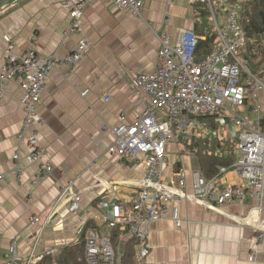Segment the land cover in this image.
I'll list each match as a JSON object with an SVG mask.
<instances>
[{
	"label": "crops",
	"instance_id": "crops-1",
	"mask_svg": "<svg viewBox=\"0 0 264 264\" xmlns=\"http://www.w3.org/2000/svg\"><path fill=\"white\" fill-rule=\"evenodd\" d=\"M78 1L15 0L0 7V66L6 59L4 34L12 39L16 53L33 45L31 37H35L34 44L44 56L63 57L70 53L82 37L68 32L69 10ZM193 2L145 0L142 17H136L111 0L90 1L82 18L83 36L90 47L80 65L72 71L68 63L58 64L46 77L38 108L46 124L38 136L45 148L44 160L51 163L53 170L35 184L31 180L37 168L25 157L27 147H20L18 142L24 118L22 92L16 83H7L0 99V174H4L0 181V264L5 261L12 241H16L24 259L32 251L51 247L59 251L75 243L88 221L100 227L99 232H105L101 219L110 207L102 204L104 199L131 206L144 175V163L141 159L112 155L109 147L114 138L102 127L133 122L142 115L146 101L135 93L130 76L137 71H154L159 33L166 32L174 38L180 29L195 27ZM209 21L207 27L215 30L212 17ZM200 37L204 39L205 35ZM85 89L88 92L81 95ZM256 102L264 119V90L256 92ZM239 112L253 116L249 104ZM205 127L206 131L198 130L195 137L231 140L228 134L234 133L231 124L217 129L207 124ZM181 141L168 145L165 179L175 182L177 173H183L188 184L186 190L190 192V171L198 169L197 160L193 154L185 153ZM18 148L23 157L22 174L16 178L10 170ZM69 182L81 195L77 215L70 212L67 203L53 209L60 184ZM238 183L242 179L235 169L211 180V186L217 189ZM96 197L100 199L94 205ZM255 203L247 197L242 202L210 209L195 202L174 201L171 211L181 225H175L171 214L148 225L152 249L148 264H263L262 244L251 242L254 231L231 220V215H246ZM34 216L39 217L38 222H32ZM92 229L98 231L96 227ZM130 238L119 234L116 245L119 255Z\"/></svg>",
	"mask_w": 264,
	"mask_h": 264
},
{
	"label": "built area",
	"instance_id": "built-area-1",
	"mask_svg": "<svg viewBox=\"0 0 264 264\" xmlns=\"http://www.w3.org/2000/svg\"><path fill=\"white\" fill-rule=\"evenodd\" d=\"M90 1L79 0L69 10L68 32L82 37L75 48L63 57L40 54L34 44L35 37H31L34 42L32 46L16 53L12 39L6 34L2 35L6 42L3 49L6 59L0 66V99L5 94L8 82H14L20 87L24 118L18 142L20 147H27L25 157L37 168L32 184L53 170L51 163L44 160L45 148L38 136L46 124L38 111L46 77L58 64L68 63L72 71L80 65L90 47L89 40L83 36L82 23L84 9ZM111 1L118 8L142 17L145 0ZM194 1L206 3L210 10L216 30L213 50L197 59L199 37L190 28L180 29L174 38L166 32L159 33L158 60L154 71H137L130 76L135 93L142 95L146 101L142 115L133 122L121 121L113 126L106 124L102 127L114 138L109 147L110 153L128 159H141L145 170L130 207L120 201L103 200L102 204L110 207L101 219L106 231L102 233L88 229L84 244L87 264H116L120 253L111 235V231L116 228L122 231L121 234L136 240L133 264H148L152 250L148 225L171 214L175 225L180 226L181 221L171 211V203L180 200L219 209L250 197L256 203L249 212L244 216L231 215V220L254 231L251 242L262 244L264 255V129L256 102V92L264 90V81L254 76L237 56L238 49L246 41L237 23V6L225 4L224 18L219 20L213 0ZM87 92L88 89H85L81 95ZM108 99L106 96L105 100ZM246 104H249L252 117L238 110ZM202 114L212 117L220 128L232 125L235 143L232 167L239 173L242 183L228 184L217 189L211 186V181L206 180L199 169L190 171V192L186 190L188 184L183 173H177L175 182L166 181L169 143L191 137L198 130L206 131L205 123L198 118ZM12 158L14 165L10 173L18 178L22 174L20 161L23 157L20 148ZM221 172L225 173L226 169L221 168ZM3 179L4 174H0V181ZM80 199V193L74 191L71 182L60 184L53 209L58 204L67 203L70 212L77 215L81 208ZM38 221L39 217L32 218V222ZM58 252V249L51 247L39 252L32 251L22 259L16 241H12L2 264H36Z\"/></svg>",
	"mask_w": 264,
	"mask_h": 264
},
{
	"label": "trees",
	"instance_id": "trees-1",
	"mask_svg": "<svg viewBox=\"0 0 264 264\" xmlns=\"http://www.w3.org/2000/svg\"><path fill=\"white\" fill-rule=\"evenodd\" d=\"M219 11L223 12L225 4L236 5L237 23L243 31L246 41L237 51L238 58L257 78L263 80L264 76V0H213ZM195 13L194 32L199 35L196 47V58H201L211 52L214 47L216 32L207 27L208 20L211 21V13L206 3L193 2ZM200 20V21H199ZM201 22V23H200ZM205 38H201V35ZM199 120L213 129H217L218 124L208 115H199ZM264 129V119L261 118ZM181 141V140H180ZM184 151L193 154L197 160V166L206 180H213L223 175L221 168L226 171L233 170L232 164L235 160V143L229 139L219 137H195L181 141ZM211 146V147H210ZM125 158V157H124ZM127 159V158H125ZM100 197L93 200L97 205ZM100 227L93 221H88L79 232L78 240L70 245L62 247L54 256L43 258L36 264H87L84 254L85 237L88 229ZM121 231L116 228L112 230L113 244L116 247ZM136 240L131 237L123 254L117 257L116 264H133L134 246Z\"/></svg>",
	"mask_w": 264,
	"mask_h": 264
},
{
	"label": "rangeland",
	"instance_id": "rangeland-1",
	"mask_svg": "<svg viewBox=\"0 0 264 264\" xmlns=\"http://www.w3.org/2000/svg\"><path fill=\"white\" fill-rule=\"evenodd\" d=\"M216 17H217V19H219V20H223V18H224V14H223V12L221 11H219V9L216 7ZM210 22V21H209ZM211 23V22H210ZM249 101V97L247 98V102ZM238 110L239 111H241V108H238ZM231 128V127H230ZM231 131H232V129H231ZM228 137L233 141L234 140V134H228ZM185 153H187V152H185Z\"/></svg>",
	"mask_w": 264,
	"mask_h": 264
},
{
	"label": "water",
	"instance_id": "water-1",
	"mask_svg": "<svg viewBox=\"0 0 264 264\" xmlns=\"http://www.w3.org/2000/svg\"><path fill=\"white\" fill-rule=\"evenodd\" d=\"M15 0H0V7L10 4L12 2H14Z\"/></svg>",
	"mask_w": 264,
	"mask_h": 264
},
{
	"label": "bare ground",
	"instance_id": "bare-ground-1",
	"mask_svg": "<svg viewBox=\"0 0 264 264\" xmlns=\"http://www.w3.org/2000/svg\"><path fill=\"white\" fill-rule=\"evenodd\" d=\"M58 56V55H57ZM211 147V146H210ZM48 257V256H47ZM43 260V259H42ZM41 262V261H40Z\"/></svg>",
	"mask_w": 264,
	"mask_h": 264
}]
</instances>
